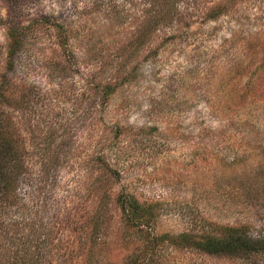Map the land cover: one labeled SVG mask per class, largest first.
<instances>
[{
	"label": "rangeland",
	"instance_id": "1",
	"mask_svg": "<svg viewBox=\"0 0 264 264\" xmlns=\"http://www.w3.org/2000/svg\"><path fill=\"white\" fill-rule=\"evenodd\" d=\"M174 8L149 35L151 0H0V81H21L25 101L5 110L27 151L23 207L7 214L30 221L34 207L55 222V233L36 226L51 233L47 262L88 264L87 221L101 204L97 264H246L168 242L144 255L115 202L122 192L159 202L156 234L209 219L264 236V0ZM13 21L27 35L9 70Z\"/></svg>",
	"mask_w": 264,
	"mask_h": 264
},
{
	"label": "trees",
	"instance_id": "2",
	"mask_svg": "<svg viewBox=\"0 0 264 264\" xmlns=\"http://www.w3.org/2000/svg\"><path fill=\"white\" fill-rule=\"evenodd\" d=\"M177 0H151V13L148 21V34H153L156 29L168 20V13L174 10ZM169 8L171 9L170 11ZM174 8V9H173ZM64 25L59 27L61 31V42L68 44V33ZM8 45L6 67L13 70L16 65L18 52L22 45V39L27 35L26 27L18 21L8 25ZM21 81L16 80L12 75H4L0 81V264H53L47 262V258L53 249H49L44 233L36 235L38 229L47 227L52 233L58 230L55 222L47 221L41 214V209L30 208L35 212V218L30 221L26 217L21 219L10 218L8 209L19 206L22 198L20 191V179L27 170V151L24 139L17 129L16 122L8 111L5 104H15L16 108H22L25 103L24 97L20 94ZM117 86L112 82L104 86V94L108 97L116 91ZM115 176V171L112 172ZM120 207L122 221L127 229L139 230L146 239L147 251L156 250L158 246L168 242L178 249H190L200 252L203 255L212 257L242 258L246 264H263L258 259L264 254V236L252 235L250 226L244 224H223L213 220L204 219L197 231L187 229L179 233L166 231L156 234V224L159 218V202L140 201L133 194L122 192L115 198ZM18 204V205H17ZM99 209L90 218V239L88 241V264L95 262V246L99 232L103 226L100 221L103 209ZM19 206V207H18ZM103 206V205H102ZM99 212L97 215L96 213ZM55 226V228H54ZM59 231V230H58ZM56 254L62 250L54 248ZM144 259L146 258L143 257ZM134 259L131 264H141Z\"/></svg>",
	"mask_w": 264,
	"mask_h": 264
}]
</instances>
